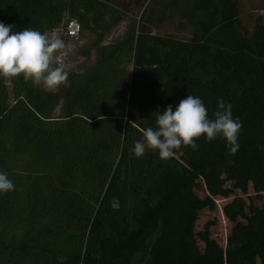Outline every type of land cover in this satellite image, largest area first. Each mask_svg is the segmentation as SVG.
Returning <instances> with one entry per match:
<instances>
[{
	"label": "trees",
	"instance_id": "16d2710c",
	"mask_svg": "<svg viewBox=\"0 0 264 264\" xmlns=\"http://www.w3.org/2000/svg\"><path fill=\"white\" fill-rule=\"evenodd\" d=\"M160 1L155 25L156 0H0L13 31L94 37L56 91L0 77V264H264V0ZM188 95L231 105L237 152L202 135L137 158Z\"/></svg>",
	"mask_w": 264,
	"mask_h": 264
},
{
	"label": "clouds",
	"instance_id": "9594fccd",
	"mask_svg": "<svg viewBox=\"0 0 264 264\" xmlns=\"http://www.w3.org/2000/svg\"><path fill=\"white\" fill-rule=\"evenodd\" d=\"M12 29V25L0 22V77L22 75L26 82L31 81L34 86L43 85L48 90L67 86L69 74L56 56L57 52L66 49L65 41L34 29ZM217 108L215 118H209L204 102L194 95H188L175 107L168 105L157 116L156 128H147L142 133L143 139L135 142L134 155L139 158L146 150H156L161 159H167L182 145L196 150L198 145L195 141L202 135L206 141L222 137L230 154H235L239 148L237 140L242 124L233 117L231 105L223 99L217 101ZM13 190V181L7 173L0 171V193Z\"/></svg>",
	"mask_w": 264,
	"mask_h": 264
},
{
	"label": "rangeland",
	"instance_id": "374dc122",
	"mask_svg": "<svg viewBox=\"0 0 264 264\" xmlns=\"http://www.w3.org/2000/svg\"><path fill=\"white\" fill-rule=\"evenodd\" d=\"M160 6H161V1L156 0L154 7V14L152 16L155 25L158 22L161 15ZM129 21H130L129 18L126 17L115 28H113V30L110 32L107 39L105 40V43H110L121 39L127 29V25ZM152 25L154 27V24ZM153 31H156V28L153 29ZM52 35H56L60 37L62 33L61 31H55L52 34L50 33L49 37H51ZM93 40H94L93 35L85 32L82 35L80 34V36L77 39L68 40L66 42V46H67L66 49L56 53L58 62L65 66V70L68 73L80 71L82 65L84 64L91 65L94 62V55H92V57L87 60L86 57L83 54H81L83 53V51L85 52L91 48V44ZM105 80H111V78L105 76ZM56 90H58V87L55 90H50V91H56ZM59 110L60 108L57 109L56 114L59 113Z\"/></svg>",
	"mask_w": 264,
	"mask_h": 264
},
{
	"label": "built area",
	"instance_id": "2783aa9c",
	"mask_svg": "<svg viewBox=\"0 0 264 264\" xmlns=\"http://www.w3.org/2000/svg\"><path fill=\"white\" fill-rule=\"evenodd\" d=\"M55 31H61L62 35L60 36L61 39L65 41L77 39L81 34V25L80 22L76 19L68 20L62 26L55 29L51 32V34Z\"/></svg>",
	"mask_w": 264,
	"mask_h": 264
}]
</instances>
